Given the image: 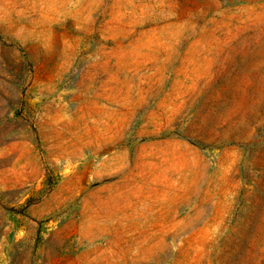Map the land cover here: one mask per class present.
<instances>
[{"label":"rangeland","instance_id":"obj_1","mask_svg":"<svg viewBox=\"0 0 264 264\" xmlns=\"http://www.w3.org/2000/svg\"><path fill=\"white\" fill-rule=\"evenodd\" d=\"M0 264H264V0H0Z\"/></svg>","mask_w":264,"mask_h":264}]
</instances>
